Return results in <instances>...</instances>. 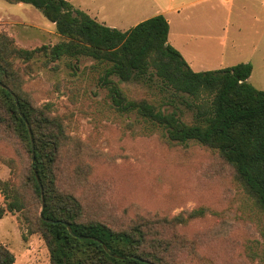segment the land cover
<instances>
[{
  "label": "rangeland",
  "instance_id": "obj_1",
  "mask_svg": "<svg viewBox=\"0 0 264 264\" xmlns=\"http://www.w3.org/2000/svg\"><path fill=\"white\" fill-rule=\"evenodd\" d=\"M70 1L121 30L163 14L171 20V43L194 70L251 62L249 81L264 90V0ZM125 16L132 18L124 21ZM3 31L23 48L62 39L39 9L14 0H0ZM73 64L63 58L16 65L23 95L37 106L50 103L64 126L57 185L81 201L85 219L122 228L140 216L171 217L204 208L203 215L167 231L187 242L173 264H264V213L220 152L193 141L169 143L161 129L136 113L115 109L100 83L103 70L93 60ZM121 86L130 98L171 100L169 108L182 109L187 121L193 117L187 103L192 98L175 93L155 74ZM28 160L20 141L0 124V179L20 184ZM0 206H5L1 193ZM30 211L35 223V209ZM25 217L22 211H4L0 243L14 252V264H51L42 235L30 232Z\"/></svg>",
  "mask_w": 264,
  "mask_h": 264
},
{
  "label": "trees",
  "instance_id": "obj_2",
  "mask_svg": "<svg viewBox=\"0 0 264 264\" xmlns=\"http://www.w3.org/2000/svg\"><path fill=\"white\" fill-rule=\"evenodd\" d=\"M14 1L39 9L55 23L62 39L55 44L23 48L12 36L0 32V82L12 90L0 85V124L20 141L29 158L20 184L0 179V193L5 198L0 217L6 210L22 211L30 232L42 235L51 264H173L179 246L187 242L167 231L203 215L205 209L171 217L140 216L122 228L85 219L81 201L57 185L56 165L65 138L64 126L52 115L50 103L37 106L23 95L18 61L42 59L50 63L69 58L75 60L72 66L76 67L82 58H90L102 68L100 83L108 89L117 111L136 113L161 129L169 143L193 141L218 150L264 213V90L249 81L251 62L194 70L170 44V23L163 14L121 30L101 23L69 0ZM154 74L175 93L192 98L187 102L193 112L191 121L185 119L182 109L169 108L171 100L160 98L154 103L130 98L121 86ZM31 209H35V223ZM64 222L70 224L73 233ZM15 261L14 252L0 243V264Z\"/></svg>",
  "mask_w": 264,
  "mask_h": 264
},
{
  "label": "crops",
  "instance_id": "obj_3",
  "mask_svg": "<svg viewBox=\"0 0 264 264\" xmlns=\"http://www.w3.org/2000/svg\"><path fill=\"white\" fill-rule=\"evenodd\" d=\"M69 1H70V0H69ZM94 10H96V12H97V11L99 12V10H98L97 8H95ZM168 10H169V11H170V10H173V7H172V6L169 7ZM84 11H85V10H84ZM86 12H87V11H86ZM89 12L91 13V14H90V13H89V14L92 16V12H91V11H89ZM98 12H97V13H98ZM134 14H137V11L131 12V13H130V16H131V15H134ZM164 16H165V15H164ZM92 17H93V16H92ZM165 17H166V16H165ZM94 18H95V17H94ZM131 18H132V17L125 16L124 21H129ZM166 18H167V17H166ZM146 19H147V18H146ZM167 19H168V18H167ZM143 20H145V19L138 20V23L141 22V21H143ZM168 21H169V23H170L171 20L168 19ZM138 23H137V24H138ZM133 27H134V26H133ZM131 28H132V27H131ZM129 29H130V28H129ZM172 36H173V33H172L171 25H170V32H169V38H168L170 44H172V43H171V42H172V41H171ZM173 44H174V42H173ZM173 44H172V45H173ZM173 46L176 47V44H174ZM176 48H177V47H176ZM177 49H178V48H177ZM178 50H179V49H178ZM179 51H180V50H179ZM180 52H181V51H180ZM183 56H184V55H183ZM185 59H186V58H185Z\"/></svg>",
  "mask_w": 264,
  "mask_h": 264
},
{
  "label": "water",
  "instance_id": "obj_4",
  "mask_svg": "<svg viewBox=\"0 0 264 264\" xmlns=\"http://www.w3.org/2000/svg\"><path fill=\"white\" fill-rule=\"evenodd\" d=\"M0 85L3 86L4 88H6L8 91H11L12 92V90L8 86L4 85L3 83L0 82ZM13 95H14V98H15L17 104H19L18 97L16 96L15 93H13ZM29 130L31 132L30 127H29ZM34 159H35V153H34V145H33V161H34ZM38 180H39V178H38ZM41 189H42V193H43V187L42 186H41ZM49 221H53V220H49ZM64 224L68 227L69 231L73 233V230H72L70 224L68 222H64ZM105 248H106V246H105Z\"/></svg>",
  "mask_w": 264,
  "mask_h": 264
}]
</instances>
